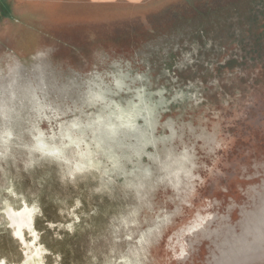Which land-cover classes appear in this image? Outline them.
Listing matches in <instances>:
<instances>
[{"label":"water","instance_id":"1","mask_svg":"<svg viewBox=\"0 0 264 264\" xmlns=\"http://www.w3.org/2000/svg\"><path fill=\"white\" fill-rule=\"evenodd\" d=\"M0 50V264H264V3Z\"/></svg>","mask_w":264,"mask_h":264},{"label":"rangeland","instance_id":"2","mask_svg":"<svg viewBox=\"0 0 264 264\" xmlns=\"http://www.w3.org/2000/svg\"><path fill=\"white\" fill-rule=\"evenodd\" d=\"M232 0H144L78 7L0 0V50L225 5Z\"/></svg>","mask_w":264,"mask_h":264},{"label":"crops","instance_id":"3","mask_svg":"<svg viewBox=\"0 0 264 264\" xmlns=\"http://www.w3.org/2000/svg\"><path fill=\"white\" fill-rule=\"evenodd\" d=\"M33 2H38V3H49L50 5H66L67 3H70L72 1H75L78 3V7L80 8H86L88 5H98V4H103V3H111V2H118V1H123L127 3H138L144 0H31Z\"/></svg>","mask_w":264,"mask_h":264},{"label":"trees","instance_id":"4","mask_svg":"<svg viewBox=\"0 0 264 264\" xmlns=\"http://www.w3.org/2000/svg\"><path fill=\"white\" fill-rule=\"evenodd\" d=\"M259 2V0H256L255 1V4L253 5V6H251V9L249 10V12L247 13L248 14V16H251V14H252V10H255V9H258V7H256V5H258V4H260V3H258ZM262 2L264 3V0H262ZM258 3V4H257ZM262 33L264 34V28H263V31H262Z\"/></svg>","mask_w":264,"mask_h":264}]
</instances>
